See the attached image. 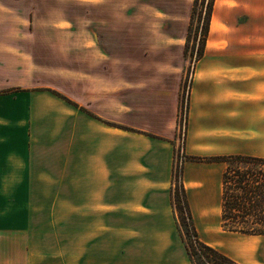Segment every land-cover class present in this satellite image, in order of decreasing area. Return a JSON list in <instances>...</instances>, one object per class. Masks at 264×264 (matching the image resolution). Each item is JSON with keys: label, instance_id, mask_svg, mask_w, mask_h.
Wrapping results in <instances>:
<instances>
[{"label": "crops", "instance_id": "1", "mask_svg": "<svg viewBox=\"0 0 264 264\" xmlns=\"http://www.w3.org/2000/svg\"><path fill=\"white\" fill-rule=\"evenodd\" d=\"M44 1L52 12V0ZM243 2H215L205 56L196 64L189 92L186 157H264L249 150L260 116L254 110L264 112V0L253 2L260 25L252 31L257 45L249 46L237 45L242 28L226 21L234 20L232 12ZM63 15L43 19L53 24ZM4 28L0 25V89H5L0 93V201L10 210L1 213L26 216L20 227L28 235L26 264H192L171 194L183 74H176L169 88L159 69L117 78L115 62H99L77 71L74 91L63 81L40 82L36 74L21 83L15 58L19 34ZM225 165L185 164L197 231L200 235L198 220L219 213L223 234L201 240L240 264H264V235L221 226ZM7 259L0 255V264Z\"/></svg>", "mask_w": 264, "mask_h": 264}, {"label": "rangeland", "instance_id": "2", "mask_svg": "<svg viewBox=\"0 0 264 264\" xmlns=\"http://www.w3.org/2000/svg\"><path fill=\"white\" fill-rule=\"evenodd\" d=\"M194 1L66 0L58 5L56 3H59V1L52 0V12L45 10L46 2L44 0L0 1L2 11L0 16H4V19L0 21V25L5 27V30H13L19 34L21 50L15 58L19 64V80L21 83L33 80L36 74L40 82L47 83L52 80L54 83L60 84L63 81L74 91V80L77 71L84 70L86 72L92 68L91 64L99 62H115L117 65L115 72L117 78H121L123 74H155L156 69H159L164 73L169 88L175 85L176 74H183L179 98L178 140L175 142L173 164V169L178 170V175L179 171H182V177L177 175L173 179L172 176L171 194L173 213L177 225H181V231L186 242L192 240V236L186 233L187 226L183 222L184 215L177 209L178 192L176 190L181 180L186 186L184 182L185 164L189 161L185 153L181 161L180 153L181 149H184L186 140L189 92L193 72L199 61L197 49L201 46V42L198 39L195 40L194 37L196 35H198V38L201 37L204 18L209 8L208 3L211 0H198L197 10L192 16ZM214 1L216 2V0ZM215 2L213 13L215 12ZM253 2L254 0H245L243 5L234 8L232 12L234 20H226L228 25L232 22L233 28H236V26L242 28L237 45H257L258 39L256 38L258 36H254L252 31L258 29L260 24L257 18L254 17L257 3ZM50 13L64 14L63 20L53 24L44 21V15ZM5 16H13L15 21L8 23L9 19H5ZM191 21L193 22L191 40L188 53L185 55L184 48ZM59 32L61 38H53V36H60ZM64 32L68 34L64 35ZM33 46L35 49H31V51L22 49L23 47ZM59 48H65L66 51ZM80 48L84 49L81 50ZM119 65L130 67L122 70ZM157 65L158 67H155ZM139 68H142V70H138ZM65 71L68 74L67 78ZM14 88L19 90L23 87ZM4 91L5 89H0V93ZM254 111L255 113L259 112L260 116L255 118L256 125L251 134V140L254 142L249 150L262 154L264 153V112L256 109ZM0 126H4L2 120H0ZM248 139L245 137V140ZM247 146L248 144L245 143V147ZM186 169L189 170L190 167ZM208 187L209 185H207ZM187 196L189 197V193H187ZM206 196L204 203L209 204L211 195L207 194ZM6 202L0 201V255H5L8 258V262L4 264H26L28 235L26 230L20 229V227L26 225V216H12L1 213L10 210V205ZM219 217L220 215L217 213L210 216L208 221L198 220L201 231L200 239L203 240L213 234H223L218 224ZM181 231H179L180 235ZM185 241L183 240V246L185 247L183 250H186ZM12 259H15L16 263H12Z\"/></svg>", "mask_w": 264, "mask_h": 264}, {"label": "trees", "instance_id": "3", "mask_svg": "<svg viewBox=\"0 0 264 264\" xmlns=\"http://www.w3.org/2000/svg\"><path fill=\"white\" fill-rule=\"evenodd\" d=\"M214 2V0H211L208 3L209 8L204 18L201 37L198 38V35L194 37L195 40L198 39L199 42H201V46L197 49L198 60H200L205 53L207 37L210 31V22L214 10ZM197 7L198 0H195L192 16H194ZM192 24L193 22L191 21L184 48L185 55H187L189 50ZM194 49L195 45L193 47V54ZM52 92L76 105L74 101L64 94L56 90H52ZM126 129L137 131L129 127ZM187 159L189 161L226 162L227 165L222 174L221 226L227 231L250 235H264V157L233 154L204 158L187 156ZM177 175L178 170L173 169V179L174 176L177 177ZM178 176L182 177V171H179ZM176 191L178 192L177 209L184 215L183 222L187 226L186 233L192 236V240L185 241L180 224L178 229L181 231V236L185 241V246L192 264H240L221 250L206 244L200 239L199 232L194 223L186 188L182 180Z\"/></svg>", "mask_w": 264, "mask_h": 264}, {"label": "built area", "instance_id": "4", "mask_svg": "<svg viewBox=\"0 0 264 264\" xmlns=\"http://www.w3.org/2000/svg\"><path fill=\"white\" fill-rule=\"evenodd\" d=\"M184 130H185V128H184ZM183 158H184V149H181V153H180V159H181V161H182Z\"/></svg>", "mask_w": 264, "mask_h": 264}]
</instances>
